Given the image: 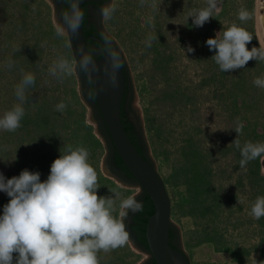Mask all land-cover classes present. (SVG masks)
Returning a JSON list of instances; mask_svg holds the SVG:
<instances>
[{
    "label": "rangeland",
    "instance_id": "rangeland-1",
    "mask_svg": "<svg viewBox=\"0 0 264 264\" xmlns=\"http://www.w3.org/2000/svg\"><path fill=\"white\" fill-rule=\"evenodd\" d=\"M62 2L0 0V116L18 103L14 90L21 69L36 78L26 91L21 127L0 130V173L10 179L27 169L44 181L66 145L83 146L98 173V196L139 191V200V183L108 171L110 150L78 72L61 80L48 74L58 56L74 59L67 34L58 37L55 31ZM256 2L220 0L219 13L202 27H195L188 13L205 7L206 0H110L107 4L114 3L116 11L109 21L102 22L96 13L128 67L130 109L140 120L148 156L170 197L176 243L191 264H264V217L249 215L251 204L264 196V157L241 167L240 151L232 144L237 118L244 124L241 145L264 142V89L253 84L264 74V61L250 60L245 68L222 72L206 44L236 23L253 36L248 49L259 48ZM240 8L251 19L239 21ZM149 35L155 37L151 46L146 45ZM60 102L66 104L63 112L55 110ZM9 200L0 192V215ZM151 258L129 235L123 247L99 253V264H147Z\"/></svg>",
    "mask_w": 264,
    "mask_h": 264
},
{
    "label": "clouds",
    "instance_id": "clouds-1",
    "mask_svg": "<svg viewBox=\"0 0 264 264\" xmlns=\"http://www.w3.org/2000/svg\"><path fill=\"white\" fill-rule=\"evenodd\" d=\"M70 11L58 18L56 35L78 36L83 24L84 13L78 10L80 0H66ZM144 0H141V4ZM220 0H206L203 8L188 13L195 27H202L220 11ZM153 9L157 7L153 2ZM116 11V5L109 3L98 10L102 22L109 21ZM237 18L241 22L251 19L246 8H240ZM151 23V18H149ZM155 39L149 35L146 45ZM253 36L243 27L232 23L229 27L209 38L206 44L215 55L211 59L220 71L231 72L245 68L250 60L264 61V45L248 49ZM188 52L193 49L189 46ZM73 58L58 56L48 68V74L58 80L71 77L78 71L90 74L96 62L83 48ZM106 74L111 85L117 84L120 71L119 57L113 52L105 55ZM13 61H7L11 68ZM22 79L15 87L18 103L0 116V130L15 132L21 127L25 115L26 91L34 86L35 75L21 69ZM253 84L264 89V74L254 78ZM66 104L55 106L63 112ZM244 124L237 118L234 127L238 134L233 145L240 151V166L264 157V142L247 141L241 145L238 136ZM89 151L83 146L66 145L64 151L50 167L46 180L41 181L39 172L27 169L18 176L6 179L0 173V192L10 200L0 215V264H99V253H109L126 245L129 232L125 220L130 213L142 210L139 195L122 196L112 190V196H98L100 187L98 173L89 163ZM249 215L260 220L264 217V196H258L251 204ZM14 254L15 257H14ZM257 264V261H256Z\"/></svg>",
    "mask_w": 264,
    "mask_h": 264
},
{
    "label": "water",
    "instance_id": "water-1",
    "mask_svg": "<svg viewBox=\"0 0 264 264\" xmlns=\"http://www.w3.org/2000/svg\"><path fill=\"white\" fill-rule=\"evenodd\" d=\"M94 1L103 2L107 0H80L78 10L82 11V4ZM69 11L70 7L67 12ZM91 37L93 39H99L96 36ZM67 38L74 59L78 55L77 50L83 48L86 54L91 56L96 62V67L90 74L82 72L86 79L85 84L87 87L91 84L93 87L97 106L114 148L117 150L127 169L141 185L143 191L150 197L154 205V212L147 220L145 231L148 248L153 259L157 264H191L188 255L182 249L171 245L169 242L171 201L165 183L157 172L153 162L138 151L123 126L121 120V106L126 92L127 76L121 59L119 58L120 71L117 84L113 86L110 84L106 74L105 61L106 53L113 52V50H111L105 42H102V54L99 57L93 56L87 47L83 26L78 36L71 37L67 35ZM130 117L136 130L140 132L141 130L136 114L132 112ZM109 162V173H115L118 176V168L113 161V157H110ZM131 222V214H129V217L126 219L127 228L130 226Z\"/></svg>",
    "mask_w": 264,
    "mask_h": 264
},
{
    "label": "trees",
    "instance_id": "trees-1",
    "mask_svg": "<svg viewBox=\"0 0 264 264\" xmlns=\"http://www.w3.org/2000/svg\"><path fill=\"white\" fill-rule=\"evenodd\" d=\"M109 1L110 0L103 1V2H101V4H103V6H105ZM97 3H100V1H97ZM85 4L86 3L82 4V6H81V10L84 13V19H83L82 26H83V30H84V33L86 36L87 47H88L90 53L92 55H95L94 47L98 46L99 48H101V46H102L101 38H100V34H99L98 25L95 21H90L89 15L87 12V8L85 7ZM68 8H69V3L66 2V0H63L62 12L63 13L67 12ZM101 29H102V27H101ZM103 32H104V30H103ZM104 34L106 35L107 41H108V42H106V45L108 47H110L111 50H113V52L121 59V62L123 64V67H124V70H125L126 76H127L126 92H125V95L123 97L122 106H121V120H122L123 126H124L128 136H129V138L131 139L133 144L136 146L138 151L143 156L149 158L148 153H147L146 143H145V140H144V137L142 134V128L140 125V120H139L138 116H137V118H138L140 130H141L140 132H138L136 130L134 123L130 120L127 112L123 109V107L126 105L127 98H129V101L127 103L129 107H130V102L132 101L133 90H132V83H131L128 67L126 65V62L124 60V57H123L122 52L120 51L119 47L116 45V43L113 41V39L111 37H109L105 32H104ZM91 36H96L99 39H93ZM78 74H79V77L81 79L82 88H83V92L85 94V98L88 100L90 105L94 107L95 119L98 122L99 131H100L101 135L104 137V139L106 140L107 146L110 150V153H109L110 157H113V161H114L116 167L118 168L120 176L125 177L127 179H132V180L137 182V180L134 178V176L130 173V171L127 169V167L123 163L120 155L118 154L117 150L113 146V143L111 141V138H110L108 132L106 131L102 115L100 113V110L97 106V103H96V100L94 97L92 85L90 84L89 87H87L85 84L86 79H85V76L83 75V73L78 71ZM139 201H141L143 207H142V210L137 212V213H134V214L130 213L131 214V221H132L131 222L132 223L131 228L134 230L135 242L141 248L150 252V250L148 248V244H147L145 231H146L147 220H148L149 216L154 212V205H153L150 197L144 191H143V194L140 197ZM177 237H178L177 229L171 224L170 231H169V242L171 245L180 248L176 243ZM148 263L157 264L156 261L153 259V257L151 258V260Z\"/></svg>",
    "mask_w": 264,
    "mask_h": 264
},
{
    "label": "flooded vegetation",
    "instance_id": "flooded-vegetation-1",
    "mask_svg": "<svg viewBox=\"0 0 264 264\" xmlns=\"http://www.w3.org/2000/svg\"><path fill=\"white\" fill-rule=\"evenodd\" d=\"M85 7L87 8V12H88V15H89V19L90 21H95L98 25V28H99V34H100V38H101V44L102 42H108L107 41V37L106 35L104 34L103 30L101 29V26L97 20V16H96V13L98 12L99 9H101L103 7V4L100 3H97V1H94V2H87L85 4ZM95 49V57H99L102 52H103V48L101 46V48H99L98 46L94 47ZM128 101H129V98H127V101H126V105L123 107V109L127 112L129 118L131 119L130 117V114L132 113L130 107L128 106ZM117 173L119 174V171H117ZM132 224V223H131ZM131 224L130 226L127 228L128 232H129V235H131V237H134V230L131 228Z\"/></svg>",
    "mask_w": 264,
    "mask_h": 264
},
{
    "label": "bare ground",
    "instance_id": "bare-ground-1",
    "mask_svg": "<svg viewBox=\"0 0 264 264\" xmlns=\"http://www.w3.org/2000/svg\"><path fill=\"white\" fill-rule=\"evenodd\" d=\"M257 23L258 33L262 44L264 45V0H257Z\"/></svg>",
    "mask_w": 264,
    "mask_h": 264
}]
</instances>
